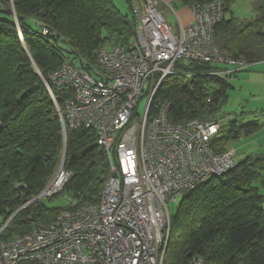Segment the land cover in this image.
I'll return each mask as SVG.
<instances>
[{"label":"trees","instance_id":"1","mask_svg":"<svg viewBox=\"0 0 264 264\" xmlns=\"http://www.w3.org/2000/svg\"><path fill=\"white\" fill-rule=\"evenodd\" d=\"M212 1L182 3L190 9ZM219 1L224 17L213 28L214 44L232 59L250 65L264 61V0H251L252 16L244 19L231 15L234 0ZM129 4L127 17L111 0H0V242L49 224L70 208H48L41 201L22 208L46 187L62 159L71 177L58 194L68 195L75 207L100 197L109 177L108 154L97 145L94 131L66 127L63 133L43 79L65 62L92 68L99 50L129 44L136 27ZM175 66L179 75L163 79L151 115L167 106L171 124L219 122L218 109L230 88L226 77L235 73L215 74L223 68L197 61ZM67 95L55 93L61 109ZM242 117L219 122L213 152L264 127L256 117L249 123ZM262 189L264 154L255 153L224 176L184 193L170 209L163 263L189 264L198 256L209 264H264Z\"/></svg>","mask_w":264,"mask_h":264},{"label":"built area","instance_id":"2","mask_svg":"<svg viewBox=\"0 0 264 264\" xmlns=\"http://www.w3.org/2000/svg\"><path fill=\"white\" fill-rule=\"evenodd\" d=\"M159 0H135L134 38L126 46L98 51L94 67L65 62L43 79L66 127L96 133L110 161L109 177L94 203L62 210L49 224L0 242V264H164L170 231L169 204L195 186L224 176L237 165L230 150L213 152L219 122L171 124L167 106L151 115L163 79L177 76L178 62L197 61L232 74L250 64L213 42L224 17L215 0L190 8L191 23L173 32L157 10ZM189 77V74H185ZM66 91L62 109L55 93ZM145 99L142 110L139 102ZM61 161L51 182L23 206L50 198L69 181ZM189 264H209L193 256Z\"/></svg>","mask_w":264,"mask_h":264},{"label":"rangeland","instance_id":"3","mask_svg":"<svg viewBox=\"0 0 264 264\" xmlns=\"http://www.w3.org/2000/svg\"><path fill=\"white\" fill-rule=\"evenodd\" d=\"M115 8L124 16L130 17V4L133 5L135 0H111ZM141 3V0H139ZM157 10L164 18L166 23L172 28L175 33L178 29L177 17H181V11L186 8L182 0H159ZM230 12L233 17L239 19L250 18L251 0H234L230 7ZM230 88L227 90V97L224 103H221L218 109V115L221 117L220 124L227 121L228 116L242 117V123L251 122L256 117L261 123H264V117L260 116V111L264 110V61L251 64L246 70L235 73L226 77ZM139 110H142L145 99L139 102ZM255 113H257L255 115ZM227 149L235 152L236 162L239 163L245 157L255 154H264V127L259 129L251 136H242L240 139L232 142ZM55 175V174H54ZM53 175V176H54ZM52 176V178H53ZM51 180L48 182V184ZM47 184V185H48ZM46 185V186H47ZM261 194H264L262 189ZM65 195V194H63ZM56 194L50 198H42L38 201L48 208H66L70 206L68 195ZM178 199L176 205L180 202ZM38 205V203H34ZM28 204L23 208H29ZM169 209H173V205L169 204Z\"/></svg>","mask_w":264,"mask_h":264},{"label":"crops","instance_id":"4","mask_svg":"<svg viewBox=\"0 0 264 264\" xmlns=\"http://www.w3.org/2000/svg\"><path fill=\"white\" fill-rule=\"evenodd\" d=\"M191 19H192V16H191L190 9H188L187 7L184 8L181 11V17L179 18V21H180L181 25L183 27L189 25L191 23Z\"/></svg>","mask_w":264,"mask_h":264},{"label":"bare ground","instance_id":"5","mask_svg":"<svg viewBox=\"0 0 264 264\" xmlns=\"http://www.w3.org/2000/svg\"><path fill=\"white\" fill-rule=\"evenodd\" d=\"M226 150H229V149H226ZM231 152H233V154L235 155V152L233 150H230Z\"/></svg>","mask_w":264,"mask_h":264},{"label":"water","instance_id":"6","mask_svg":"<svg viewBox=\"0 0 264 264\" xmlns=\"http://www.w3.org/2000/svg\"><path fill=\"white\" fill-rule=\"evenodd\" d=\"M62 163H64V159H62Z\"/></svg>","mask_w":264,"mask_h":264}]
</instances>
